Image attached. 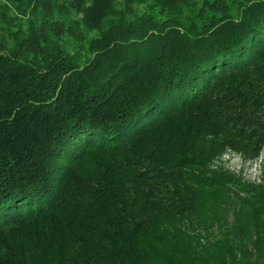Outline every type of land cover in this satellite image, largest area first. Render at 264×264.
Segmentation results:
<instances>
[{"label":"trees","instance_id":"obj_1","mask_svg":"<svg viewBox=\"0 0 264 264\" xmlns=\"http://www.w3.org/2000/svg\"><path fill=\"white\" fill-rule=\"evenodd\" d=\"M264 0H0V264H264Z\"/></svg>","mask_w":264,"mask_h":264},{"label":"rangeland","instance_id":"obj_2","mask_svg":"<svg viewBox=\"0 0 264 264\" xmlns=\"http://www.w3.org/2000/svg\"><path fill=\"white\" fill-rule=\"evenodd\" d=\"M223 163L225 167L237 174H242L246 180L261 182L264 176V152L263 156L255 160L245 159L236 152L228 150L214 165Z\"/></svg>","mask_w":264,"mask_h":264}]
</instances>
